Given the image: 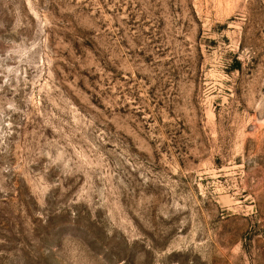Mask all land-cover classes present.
Segmentation results:
<instances>
[{"label": "rangeland", "instance_id": "rangeland-1", "mask_svg": "<svg viewBox=\"0 0 264 264\" xmlns=\"http://www.w3.org/2000/svg\"><path fill=\"white\" fill-rule=\"evenodd\" d=\"M0 264H264V0H0Z\"/></svg>", "mask_w": 264, "mask_h": 264}]
</instances>
